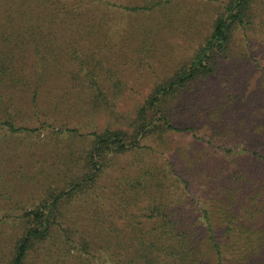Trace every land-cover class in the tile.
<instances>
[{"label":"trees","instance_id":"1","mask_svg":"<svg viewBox=\"0 0 264 264\" xmlns=\"http://www.w3.org/2000/svg\"><path fill=\"white\" fill-rule=\"evenodd\" d=\"M202 29L156 72L169 36ZM229 63L218 97L203 83ZM128 76L159 79L144 96ZM36 126L58 130L53 181L20 234L0 227V264H264V0H0V127Z\"/></svg>","mask_w":264,"mask_h":264},{"label":"rangeland","instance_id":"2","mask_svg":"<svg viewBox=\"0 0 264 264\" xmlns=\"http://www.w3.org/2000/svg\"><path fill=\"white\" fill-rule=\"evenodd\" d=\"M205 32L206 29L200 30L199 38H189L184 35L169 36L167 45L170 47L164 45V48H167V50L163 52L165 56L158 57L154 62L153 67L156 72L158 71L159 74H166L167 71H174L179 68L183 62H191L202 45ZM256 43L257 42H253L254 45H256ZM257 45L260 44L257 43ZM257 45L254 46V50ZM256 54V59H260V54ZM246 65L249 66L245 69L244 73H251L254 76L253 78L249 77L247 81L246 79L243 81H246V84H252L254 78L258 76L256 71H259L254 61L252 62L251 60H248V62H236L234 69L240 66L244 69ZM231 67L232 64L229 63V66L222 68L220 72L215 73L211 79L204 82L203 86L213 88L215 91L217 90L218 97H225L226 95L234 93V86L232 83H237L239 81L237 78L230 76L229 70ZM158 79L159 77L153 80L151 76H148L146 79L141 78L139 82H135L128 76L129 87L138 88V91L140 93L142 92L144 96L149 92L150 87L157 82ZM195 85L196 84H193L192 86ZM142 87H144V89H142ZM137 98L139 97L137 96L136 99L124 98L123 103L128 106V104L130 105L135 101H139ZM227 112L228 113L224 115L228 117L229 115H233L235 111L228 110ZM178 119L183 125H191V117L188 115L185 117L180 116ZM199 125L201 126V124ZM36 127H38V132L34 134L28 132L11 134L0 127V177L2 178L0 180V205L4 206L0 207V216L9 217L7 218V224H0V227L6 228L12 234L11 236H17L22 230L24 223V220L22 219L24 211L23 207L30 209L37 205L39 203L41 192L44 189V184L53 181V179H48L43 172L44 167L45 169H48L50 167L48 165L52 164L54 161L50 152L53 148L50 146L49 148L46 147V149H44L43 147L44 144L50 140L48 137H54L58 130H53L48 127ZM208 129L209 126L205 123H203L201 127L197 126V136H203L208 132ZM182 140L187 143L193 142L194 138L193 135L188 134L182 137ZM28 143H32L35 149H32L31 147L29 148L27 145ZM19 158L20 162L18 161ZM127 158L128 156H126V158L124 157V161H126ZM158 158L161 160L163 157ZM19 164H21L22 167H25L24 176L21 175L18 168ZM35 169H38V171ZM25 173L27 175H25ZM34 175L38 176V178L33 184L20 183L22 177ZM15 178L17 179V182H14L13 185H11V181ZM17 200L21 202V204H17Z\"/></svg>","mask_w":264,"mask_h":264}]
</instances>
